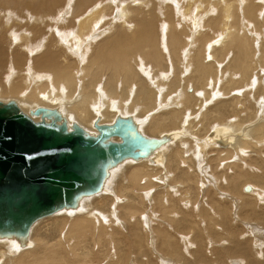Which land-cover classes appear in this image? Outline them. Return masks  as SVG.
Here are the masks:
<instances>
[{"label": "bare ground", "instance_id": "obj_1", "mask_svg": "<svg viewBox=\"0 0 264 264\" xmlns=\"http://www.w3.org/2000/svg\"><path fill=\"white\" fill-rule=\"evenodd\" d=\"M168 1L0 0V103L86 138L117 126L99 144L130 149L101 165L94 191L1 232L0 264H223L250 243L264 257L257 228L240 225L264 218V0ZM207 176L239 206L230 194L198 210ZM149 226L155 254L125 252L129 233L149 246Z\"/></svg>", "mask_w": 264, "mask_h": 264}, {"label": "water", "instance_id": "obj_2", "mask_svg": "<svg viewBox=\"0 0 264 264\" xmlns=\"http://www.w3.org/2000/svg\"><path fill=\"white\" fill-rule=\"evenodd\" d=\"M116 132L117 126L100 127L97 138H86L0 103V233L24 232L75 194L94 191L101 165L130 152L124 144H99Z\"/></svg>", "mask_w": 264, "mask_h": 264}, {"label": "rangeland", "instance_id": "obj_3", "mask_svg": "<svg viewBox=\"0 0 264 264\" xmlns=\"http://www.w3.org/2000/svg\"><path fill=\"white\" fill-rule=\"evenodd\" d=\"M118 1H119V0H118ZM164 1H165V2H164ZM166 2L168 3V2H170V1H168V0H162V3H166ZM159 3H161V2H159ZM263 6H264V4H263ZM262 11H263V10H262ZM261 15H262V14H261ZM255 77H256V76H255ZM254 90H255V88H254ZM0 97H1V96H0ZM2 98H3V97H2ZM173 98H174V97H173ZM173 98H172V99H173ZM253 98H254V96L251 97V99H253ZM261 114H262V112H261ZM262 115H263V114H262ZM193 119H194V120H197L195 117H193ZM191 123H192L191 121H188L187 124L190 125ZM191 126L193 127V125H191ZM191 126H189V127H184V128H183V137H180L181 139H183V138H188V132H190L191 134H193V130L191 129V128H192ZM186 128H187V129H186ZM189 128H190V130L188 131ZM185 131H186V132H185ZM191 131H192V132H191ZM150 135H151V134H150ZM180 138H179V139H180ZM255 152H256V151H251L250 154H252V155H257V154H259V152H260L261 155L264 154V150H263V153H261L262 150L256 152L257 154H256ZM215 156H216V155H215ZM209 160H210V158H207L205 161L202 162L203 165H204L203 167H204L205 169L209 168V166L211 167V165H212V163L209 162ZM207 161H208V162H207ZM142 162H146V163H147V161H142ZM142 162H138V163H135V164H139V163H142ZM128 163H129V162H128ZM130 163L133 164L132 162H130ZM208 163H209V164H208ZM147 164H148V163H147ZM207 164H208V165H207ZM206 165H207V167H206ZM143 167H144V166H143ZM254 167H255V166H254ZM255 170H257V169H255ZM207 173H209V172H207ZM118 174H120V173L118 172V173L115 174L116 179H119V178H120V176H119ZM207 179H208V180H204V182H205L206 184L204 183V188H203L202 191L199 193L200 195H199L198 199L195 201V203H196L195 206H196V208H197L198 210H199V207H200V210H201V211H203L204 209H208L209 206L207 205V201H210L211 203H213L212 200H215V199H216V196H217V198H218V196H219V197L222 198V199H224V198H228V199H229V198H230V194H231V196L233 195V198L237 195V194H233V193L226 192V191H224L221 187L219 188V186H218L219 184H218V182L216 181L215 177L207 176ZM210 180H211L212 183L210 182ZM168 181H169V183H171L170 180H168ZM168 181L165 180L164 183H161L160 185H157V187H155L154 189H151L150 191H152V192L150 193V195H151V194H154V193H156V192H158L159 189H164V190H165V189H167L168 187H170V185H172V184H168V183H167ZM215 181L217 182V183H216L217 185L214 183ZM208 182H209L210 184H209ZM166 183H167L169 186H168ZM160 186H161V187H160ZM166 186H167V187H166ZM215 186H216V187H215ZM158 187H159V188H158ZM211 187L214 188V189L212 190ZM206 188H207V189H206ZM217 188H218V189H217ZM210 189L212 190L213 193L210 191ZM221 189H222L224 192H220L219 190H221ZM214 190H215V191H214ZM216 192H217L219 195H218ZM225 192H226V193H225ZM241 192H242V191H241ZM147 193H148V191H147ZM214 193H215V194H214ZM209 194H210V196H209ZM226 194H227V195H226ZM239 194H240V193H239ZM239 194H238V195H239ZM207 195H208V196H207ZM213 195H214L215 197H214ZM220 195H221V196H220ZM203 196H204V197H203ZM228 196H229V197H228ZM94 198H95V197H94ZM208 198H209L210 200H209ZM214 198H215V199H214ZM103 199H104V198H103ZM103 199H100V200H103ZM206 199H208V200H206ZM235 199H237L238 206H239V203H241V202H240L241 198H240L239 196H236ZM202 200H203V202H204V205H202L203 202H202V204H201V201H202ZM241 201H242V200H241ZM148 202H149V203H148ZM148 202L146 201V203H148V210L145 211V213H147V215H146L147 218H148V215H149L150 210H151V208H149V207L152 206V203H150V201H148ZM198 202H199V206H198ZM210 202H209V204L211 205ZM200 204L204 207V209H202V206H201ZM238 206L235 207V205H234V206L232 207L233 210H231V216L233 215V216H232L233 218H235L234 216L236 215L237 210H239ZM248 209L251 210L250 207H249V208L247 207V210H246V208L243 209V211H242V209L240 208V213L242 214V213L245 212V210H246V212L248 213V217H251V215H250V211H249ZM91 211H93V208H91ZM204 211H205V210H204ZM232 211H233V212H232ZM117 212H118L117 214H119V213L121 214V211L118 210ZM148 212H149V213H148ZM199 212H200V211H199ZM145 213H144V214H145ZM120 214H119V215H120ZM200 214H202V215H200V218L204 220L205 216H203V215H205V213H204V212H200ZM121 217H122L124 220H126L122 214H121ZM75 218H76V217H75ZM75 218H72V219H75ZM69 219L72 220L71 218H69ZM117 219H120V217H119L118 215H117ZM245 219H246V220H249L248 218H245ZM250 219H251V218H250ZM120 220H121V219H120ZM205 220H206V219H205ZM213 220H214V219H213ZM229 220H230V219H229ZM261 220H262V222H260L259 220H250V221H247L248 223H247V222H241V223H240V225L242 224L243 227H244V225H246V226H250L249 224H251V226L254 227V228H252V227L250 226L249 229L252 230V231H250V233L254 232L253 230H254L255 228H257V229H256L257 231L255 232L256 235H253V233L251 234V235H253V236L251 237V242H253L254 238L256 239L257 237H258V238H257L258 240H260V241H262V242L264 241V239H263V238H264V230H262V229L264 228V224H263V223H264V218H262ZM237 221L239 222L238 219H237ZM127 222H129V221H127ZM249 222H250V223H249ZM149 223H150V221H149ZM123 224H124V223H123ZM247 224H248V225H247ZM262 224H263V226H262ZM128 225H129V226H128ZM144 225L147 226V224H146L145 222H144ZM204 225H205V223H204ZM238 225H239V223H238ZM124 226H125V230H126V232H127V231L130 232V224H129V223H126ZM246 226L244 227L245 230H246ZM255 226H257V227H255ZM262 227H263V228H262ZM258 228H259V230H258ZM147 229H148L147 232L150 231V232L148 233V234H149V236H148V240H149V238H150V240L147 242V246H148V245H149V246L146 247L145 244H142V243H141L142 245H141L140 247H139V246L137 247V246L135 245L134 241H132V240H133V237H131L132 234H130V233L128 232V233L130 234V235H129V234L127 233V234H128V237H129V240H128L127 242H129V244H128L127 242H125V244H127V246H128L127 248L124 249V250H126L125 252L129 251V252H128L129 254H130V253H131V254L133 253V255H135V256L137 255L136 253H142L143 255L141 254V255H139L138 257H139V258H144V259L148 258V256H151V254H153V255L155 254V248H154V246H153V245L155 244V242H154V241H151V240H154V239H155V238H154V234L152 233V230H150V229H151L150 226H149V228H147ZM260 232H261V235H259ZM131 233H132V232H131ZM257 233H258V234H257ZM127 234H126V236H127ZM133 235H134V234H133ZM151 235H152V236H151ZM251 235H250V236H251ZM208 236L211 237L210 235H208ZM130 237H131V238H130ZM152 237H153V238H152ZM211 238H212V237H211ZM208 239H209V240H208ZM262 239H263V240H262ZM207 240L210 241V238L207 237ZM130 242H131V243H130ZM132 242H133L134 244H133ZM148 243H149V244H148ZM152 243H153V245H152ZM250 244L253 245V243H250ZM250 244H249V245H250ZM130 245H131L132 247H130ZM133 245H134L136 248H138L139 250L134 248L135 250L133 251V249H132V248L134 247ZM251 245L248 247V251H247L246 253H245V252H244V254H243V253H238L235 257H233V258H229L230 260H229V259L226 260V262L223 263V264H228L229 262H230L229 264H234L235 262H236L235 264H249V261H248V260L253 259V258H254L256 261H257V259H259V262H264V261H263V260H264V257H263V258H260V256H259V257H258V256H256V257H255V256H254V257L252 256V252H251V251H252V246H251ZM142 247H143V249L146 250L147 252H145L144 250H142ZM147 248H148V249H147ZM149 248H151V249H149ZM153 249H154V250H153ZM141 250H142V251H141ZM149 250H151V251H149ZM249 250H250V252H249ZM135 251H136V252H135ZM261 251H264V250L261 249ZM145 253H148V255L145 254ZM247 253H250V254H247ZM245 254H247L248 256H247V255L245 256ZM238 255H239V256H238ZM242 255H243V256H242ZM263 255H264V252H263ZM141 256H142V257H141ZM144 256H146V257H144ZM191 256H192V257H191ZM173 257L175 258V260H174ZM209 257H210L209 260L211 259L210 261L207 259L206 262H202L201 260L199 261V259H198V260H197L196 258L194 259V255H189V254H188V258H189L188 260H189V261L187 260V261L184 262L183 264H186L187 262H188V263L192 262V263H190V264H201V263H202V264H208V263H210V264H219L217 260H216L217 263L215 262L214 259H216V258H214V255H210ZM236 257H237V258H236ZM239 257L241 258V260H240ZM168 258H169V259H168ZM168 258H166V255H165V260H166V261H164V260L162 261L161 258H158L159 261L157 260V261H156V264H167V263H168V264H175V263L180 264V257H177V258H178V259H177L176 256H168ZM172 258H173V259H172ZM234 258H235L236 261H232V260H234ZM238 258H239L240 261L238 260ZM128 259H129V258H128ZM192 259H193L194 261H192ZM231 259H232V260H231ZM129 260H130V259H129ZM129 260H128V261H129ZM176 260H178L179 262H178V261L176 262ZM190 260H191V261H190ZM212 260H213L214 262H213ZM237 260H238L239 262H238ZM243 260H244V261H243ZM260 260H261V261H260ZM172 261H173V262H172ZM174 261H175V262H174ZM247 261H248V262H247ZM131 262H132V264H136V263L133 261V259H132V261L130 260V262H128V263L131 264ZM193 262H195V263H193ZM196 262H197V263H196ZM126 264H127V263H126ZM137 264H141V263H137ZM151 264H152V263H151ZM221 264H222V262H221Z\"/></svg>", "mask_w": 264, "mask_h": 264}]
</instances>
